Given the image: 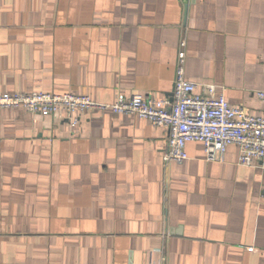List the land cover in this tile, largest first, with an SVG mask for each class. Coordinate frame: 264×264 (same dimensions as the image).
Segmentation results:
<instances>
[{
    "label": "crops",
    "instance_id": "crops-1",
    "mask_svg": "<svg viewBox=\"0 0 264 264\" xmlns=\"http://www.w3.org/2000/svg\"><path fill=\"white\" fill-rule=\"evenodd\" d=\"M181 38L187 80L264 114V0H0V93L170 99ZM166 135L1 108L0 264H264V164L234 144L206 161L200 141L165 164Z\"/></svg>",
    "mask_w": 264,
    "mask_h": 264
},
{
    "label": "built area",
    "instance_id": "built-area-1",
    "mask_svg": "<svg viewBox=\"0 0 264 264\" xmlns=\"http://www.w3.org/2000/svg\"><path fill=\"white\" fill-rule=\"evenodd\" d=\"M185 46L181 38L172 99L133 93L129 96L119 94L114 102L102 103L87 95L31 90L0 93V109L22 108L30 113L64 118L72 129L86 112L130 113L166 129L167 144L161 153L165 164L182 163L187 157L185 144L188 141L202 143L206 161H223L226 148L234 144L238 147L239 165L264 164V114L251 115L244 108L229 104L222 91L217 92L214 83L187 80L184 76ZM255 94L264 105V90H256ZM149 264L167 262L163 256Z\"/></svg>",
    "mask_w": 264,
    "mask_h": 264
},
{
    "label": "water",
    "instance_id": "water-1",
    "mask_svg": "<svg viewBox=\"0 0 264 264\" xmlns=\"http://www.w3.org/2000/svg\"><path fill=\"white\" fill-rule=\"evenodd\" d=\"M185 7H187V6H186V3H185ZM172 94H173V89H172V91H171V93H170V99H172Z\"/></svg>",
    "mask_w": 264,
    "mask_h": 264
}]
</instances>
